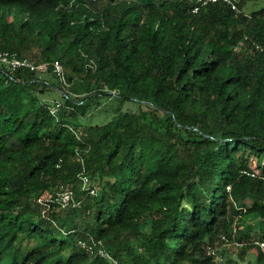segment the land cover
I'll return each mask as SVG.
<instances>
[{
	"label": "trees",
	"instance_id": "16d2710c",
	"mask_svg": "<svg viewBox=\"0 0 264 264\" xmlns=\"http://www.w3.org/2000/svg\"><path fill=\"white\" fill-rule=\"evenodd\" d=\"M234 1L0 0V49L67 80L52 114L0 64V264H214L235 222L264 264V7ZM111 94L138 109L82 118Z\"/></svg>",
	"mask_w": 264,
	"mask_h": 264
},
{
	"label": "rangeland",
	"instance_id": "374dc122",
	"mask_svg": "<svg viewBox=\"0 0 264 264\" xmlns=\"http://www.w3.org/2000/svg\"><path fill=\"white\" fill-rule=\"evenodd\" d=\"M264 7V0H245L243 10L247 13H251L252 10L261 9ZM38 81H36V88L39 91L40 96L44 101L49 103L62 102L63 94L58 89L57 79L53 76L52 72L46 70L37 72ZM78 98V97H76ZM119 104L123 109H138L137 102L130 100L122 102L120 98L115 94L94 97L88 105L87 114L82 118L91 122H103L110 119L116 112L115 107ZM249 202V199L246 200ZM236 223V222H235ZM234 223V225H235ZM236 226V225H235ZM216 252L218 257L215 258L214 264H226L229 261L236 264H258L256 262L257 250L252 248L246 255L241 256V250L233 245L223 244L221 242H215ZM263 264V263H259Z\"/></svg>",
	"mask_w": 264,
	"mask_h": 264
},
{
	"label": "built area",
	"instance_id": "2783aa9c",
	"mask_svg": "<svg viewBox=\"0 0 264 264\" xmlns=\"http://www.w3.org/2000/svg\"><path fill=\"white\" fill-rule=\"evenodd\" d=\"M226 2L231 5V7L235 10H237V5L234 0H197V4L195 5L194 10L197 11L199 7L202 5L208 4L210 2ZM0 64L6 66L8 69L14 71L17 69H28L30 71L35 72H41L46 71L48 68L51 67L52 72L56 74V76L63 82L64 85H67V80L65 77V70L62 65V63L59 60H54L52 62H35L29 57H23L19 56L16 52H11L8 50L0 49ZM60 106V102H56L51 108V113L56 114V111L58 107ZM246 173H250L249 171H245ZM254 175V173H251ZM72 197V191L71 190H64L61 191L56 200L61 202L63 205L67 204L68 201ZM237 227L233 225L232 230L230 233L221 232L218 238V242H221L223 244L233 245L234 247L241 249L243 246L247 244L245 240H239L236 238L237 234ZM216 241V242H217ZM250 243H252L254 246L258 247L263 253H264V238H252L250 240ZM83 246H86V244L83 242ZM90 249L91 246H88ZM98 252L101 255L109 256L108 253H106L103 249H99ZM206 255L209 257H212L213 260L218 257L216 252L215 243L213 244H207L206 246ZM114 264H117L116 260H114Z\"/></svg>",
	"mask_w": 264,
	"mask_h": 264
}]
</instances>
